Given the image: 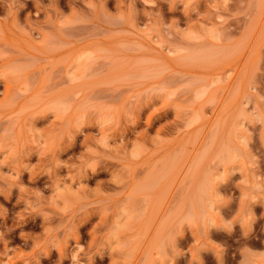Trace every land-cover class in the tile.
Listing matches in <instances>:
<instances>
[{
    "label": "rangeland",
    "instance_id": "1",
    "mask_svg": "<svg viewBox=\"0 0 264 264\" xmlns=\"http://www.w3.org/2000/svg\"><path fill=\"white\" fill-rule=\"evenodd\" d=\"M0 264H264V0H0Z\"/></svg>",
    "mask_w": 264,
    "mask_h": 264
}]
</instances>
